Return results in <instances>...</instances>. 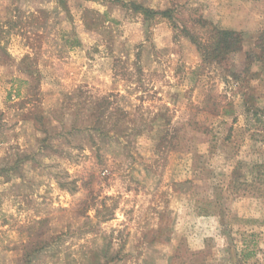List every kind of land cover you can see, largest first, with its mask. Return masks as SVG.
<instances>
[{
  "label": "rangeland",
  "instance_id": "1",
  "mask_svg": "<svg viewBox=\"0 0 264 264\" xmlns=\"http://www.w3.org/2000/svg\"><path fill=\"white\" fill-rule=\"evenodd\" d=\"M0 264H264V0H0Z\"/></svg>",
  "mask_w": 264,
  "mask_h": 264
},
{
  "label": "trees",
  "instance_id": "2",
  "mask_svg": "<svg viewBox=\"0 0 264 264\" xmlns=\"http://www.w3.org/2000/svg\"><path fill=\"white\" fill-rule=\"evenodd\" d=\"M132 5L134 6V8L136 10H140L145 14L146 18H151L152 14L154 13H160L163 14L164 12H160V11H155L152 8L149 7H145L141 4H137V3H132ZM239 32L237 31H231V30H224V29H220L216 31L215 34V40L217 42V51H219L221 49V45H225L228 43H232L234 44V39L238 38L239 36Z\"/></svg>",
  "mask_w": 264,
  "mask_h": 264
}]
</instances>
